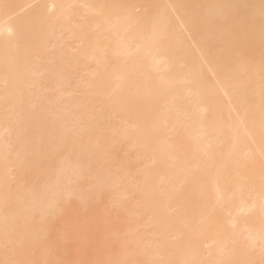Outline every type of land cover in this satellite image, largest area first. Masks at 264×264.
<instances>
[{
    "label": "bare ground",
    "instance_id": "obj_1",
    "mask_svg": "<svg viewBox=\"0 0 264 264\" xmlns=\"http://www.w3.org/2000/svg\"><path fill=\"white\" fill-rule=\"evenodd\" d=\"M0 264H264V0H0Z\"/></svg>",
    "mask_w": 264,
    "mask_h": 264
}]
</instances>
